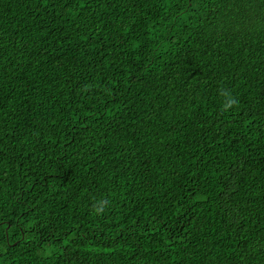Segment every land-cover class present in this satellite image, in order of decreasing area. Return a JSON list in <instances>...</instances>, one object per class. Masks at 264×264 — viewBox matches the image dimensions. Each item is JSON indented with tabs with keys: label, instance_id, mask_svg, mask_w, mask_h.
Segmentation results:
<instances>
[{
	"label": "trees",
	"instance_id": "trees-1",
	"mask_svg": "<svg viewBox=\"0 0 264 264\" xmlns=\"http://www.w3.org/2000/svg\"><path fill=\"white\" fill-rule=\"evenodd\" d=\"M0 264H264V0H0Z\"/></svg>",
	"mask_w": 264,
	"mask_h": 264
},
{
	"label": "clouds",
	"instance_id": "clouds-1",
	"mask_svg": "<svg viewBox=\"0 0 264 264\" xmlns=\"http://www.w3.org/2000/svg\"><path fill=\"white\" fill-rule=\"evenodd\" d=\"M221 95L225 97V101L222 106L223 110L227 111L236 103V101L227 91H222ZM105 206L106 205L104 204V202H100L99 205H93V211L96 214H100Z\"/></svg>",
	"mask_w": 264,
	"mask_h": 264
}]
</instances>
